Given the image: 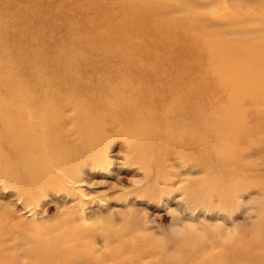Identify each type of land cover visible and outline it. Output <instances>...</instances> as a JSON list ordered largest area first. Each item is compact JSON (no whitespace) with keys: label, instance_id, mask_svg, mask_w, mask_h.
Returning a JSON list of instances; mask_svg holds the SVG:
<instances>
[{"label":"rangeland","instance_id":"obj_1","mask_svg":"<svg viewBox=\"0 0 264 264\" xmlns=\"http://www.w3.org/2000/svg\"><path fill=\"white\" fill-rule=\"evenodd\" d=\"M19 90L42 126L0 124V264H199L237 239L230 264H264V0H0V123ZM119 90L137 122L63 126Z\"/></svg>","mask_w":264,"mask_h":264},{"label":"bare ground","instance_id":"obj_2","mask_svg":"<svg viewBox=\"0 0 264 264\" xmlns=\"http://www.w3.org/2000/svg\"><path fill=\"white\" fill-rule=\"evenodd\" d=\"M128 59H130V61H129L130 64L132 62H134V60H131L130 57ZM72 63H74L73 60H70L67 64L71 65ZM149 66H148L147 71L143 73L142 77L137 76L139 81H142V79L143 80L149 79L150 77L158 78L157 74L154 72V71H156L154 66L153 65L152 66L149 65ZM130 69H138V67H132V68L128 67V66L119 67V69L114 70V73H109L107 71L106 72L105 71H99V73L97 74V77L100 78L101 77L100 74L103 76H110V77H113V76L118 77L119 75L124 76L125 70L127 72H130ZM68 76L70 77L71 75L68 74ZM77 79H80V78H77ZM79 81H83V80L80 79ZM84 83H88V82H84ZM13 84H14L13 82L8 83V86L13 85ZM102 85L104 86V84H102ZM159 86H162V85H159ZM152 89H153V91L149 93L150 97H148L150 99V103H149L150 106H152L151 105L152 101H156L160 97L158 95V93L155 91V89L154 88H152ZM115 95H116V98L112 101V105H110L106 108H100V107L93 105V104H88V106L85 105V108H82L84 104H81V103H77L75 105H69L68 104L65 108H67V109L71 108L72 111H74L76 113V115L82 114V116H81V118H78V117L73 118V116H71V117L69 116L70 117L69 118L70 120H69L68 117H66L63 114V126H100V125L96 124L97 123L96 120L98 118H104V117L107 119L108 118L115 119V121L119 125L120 124H126L129 122L135 123V122H137L136 118L141 116V113L143 112V110H147L149 107V105L143 104L142 106H138L136 108L135 105L132 104V106L134 107V108H132L131 105L126 104L127 95L124 96V94L121 93L120 90ZM81 100H83V98ZM8 101H9V107H10L9 113L11 114V117L9 119H7L5 122L0 123V124H1V126H27L24 129V134L15 138L16 140H14V141H20V143L25 142V145L26 144L30 145L31 139L27 140L26 139L27 135H25V134H27V132L28 133L31 132V130H33L34 127H36L35 126L36 124L39 126H42V125H41L40 120L37 117V113L34 109L35 107L33 106V103L31 102V98H28V90L26 92H24V90L23 91L19 90V92L12 95ZM183 107L184 106H178L175 108L174 111L178 114L183 113V111H185V110H183ZM0 110H2V107H0ZM135 110H136V113H135ZM149 111H151V110L149 109L147 112H149ZM84 113H86V114H84ZM186 113H188V112L186 111ZM188 116L192 117L193 115L189 113ZM192 121H193V119H192ZM198 123H202V120H199ZM180 125H181L180 121L177 120L175 122V126H180ZM140 126H142V125H140ZM93 148H97V146L95 145ZM33 152H30L28 150L25 151L22 154L23 158H25L27 160V162L31 159L33 161L37 157L36 156L37 152H34V154H33ZM35 168H38V167H35ZM63 170H65V172L69 176L70 182L75 181L74 174L71 170L70 164L66 163L65 165H63ZM259 235H261V234H259V232H257L256 236L253 235L252 241H251L250 246L248 248L252 252L253 251L255 252L256 242L259 241L258 239H260ZM237 240L240 241V239H237ZM239 241L237 243H235L236 246H234L232 244V247L231 246L230 247L228 246V248L223 247L224 250L221 251L222 253L220 252V254L216 257L215 256H209L207 258H205V257L201 258V261L199 262V264H230V263H232L231 261L234 259L233 256L237 257L236 254H238V251H239L238 250ZM219 243L222 244V241L221 242L219 241ZM0 252H1V250H0ZM226 253H228V254H226ZM263 254H264V252H263ZM0 255H1V253H0ZM238 256H239V254H238Z\"/></svg>","mask_w":264,"mask_h":264}]
</instances>
